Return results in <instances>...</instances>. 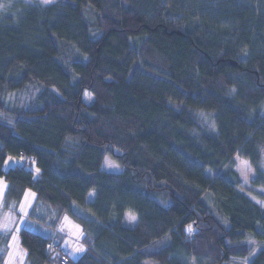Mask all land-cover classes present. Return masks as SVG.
<instances>
[{
    "label": "trees",
    "instance_id": "1",
    "mask_svg": "<svg viewBox=\"0 0 264 264\" xmlns=\"http://www.w3.org/2000/svg\"><path fill=\"white\" fill-rule=\"evenodd\" d=\"M110 149L121 172L103 169ZM263 153L264 0L0 10L3 209L31 189L85 232L73 259L23 228L27 264H264V195L236 169L264 189Z\"/></svg>",
    "mask_w": 264,
    "mask_h": 264
},
{
    "label": "rangeland",
    "instance_id": "2",
    "mask_svg": "<svg viewBox=\"0 0 264 264\" xmlns=\"http://www.w3.org/2000/svg\"><path fill=\"white\" fill-rule=\"evenodd\" d=\"M26 3H39L41 5H50L58 0H20ZM10 4V0H0V10H5ZM84 99L90 103L93 99L92 95L86 91ZM111 151V152H110ZM106 153L103 169L108 172H121V154L118 149L111 150ZM16 158L9 157L5 164V169L18 164ZM261 167L264 170V153L261 159ZM236 169L240 173L243 186L246 189H253L255 192L264 195V189L261 187L253 188L249 181L250 166L249 162L244 159L236 158ZM8 190V183L4 177L0 176V239L5 237V248L3 250L0 243V253L4 255L3 264H27V252L21 244L20 231L28 228L45 236L54 237L55 241L60 243V248L71 258L78 259L84 252L85 247L83 238L85 232L81 223L70 214H64L57 222V212L51 207L41 210V201L31 189L26 190L22 200L14 206L12 204L9 209H3L5 198ZM94 192L88 196V200H92ZM253 200L264 208V201L256 196H252ZM46 206V205H45ZM39 210L41 211H38ZM47 212H51L52 219L47 218ZM54 224V225H53Z\"/></svg>",
    "mask_w": 264,
    "mask_h": 264
},
{
    "label": "built area",
    "instance_id": "3",
    "mask_svg": "<svg viewBox=\"0 0 264 264\" xmlns=\"http://www.w3.org/2000/svg\"><path fill=\"white\" fill-rule=\"evenodd\" d=\"M53 246H55V243L53 242Z\"/></svg>",
    "mask_w": 264,
    "mask_h": 264
}]
</instances>
